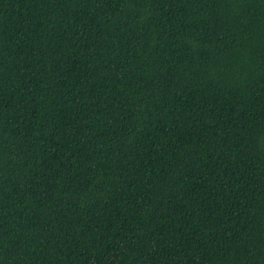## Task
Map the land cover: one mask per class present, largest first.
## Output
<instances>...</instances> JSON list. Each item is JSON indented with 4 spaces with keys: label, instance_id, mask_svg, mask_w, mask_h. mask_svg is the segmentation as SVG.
Here are the masks:
<instances>
[{
    "label": "trees",
    "instance_id": "trees-1",
    "mask_svg": "<svg viewBox=\"0 0 264 264\" xmlns=\"http://www.w3.org/2000/svg\"><path fill=\"white\" fill-rule=\"evenodd\" d=\"M0 264H264V0H0Z\"/></svg>",
    "mask_w": 264,
    "mask_h": 264
}]
</instances>
